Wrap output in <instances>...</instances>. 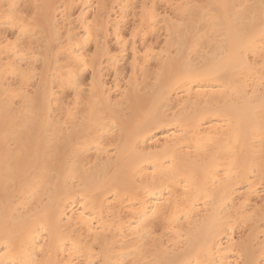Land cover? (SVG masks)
<instances>
[{
    "label": "bare ground",
    "instance_id": "bare-ground-1",
    "mask_svg": "<svg viewBox=\"0 0 264 264\" xmlns=\"http://www.w3.org/2000/svg\"><path fill=\"white\" fill-rule=\"evenodd\" d=\"M33 1L0 0V29L19 27L28 41L27 30L37 31L34 38L40 30V40L31 38L43 44L46 34L61 28L53 30L59 27L53 6L65 1V14L79 2L74 23L83 33L73 35L75 28L68 27L61 37L72 36L65 47L66 41L56 43L63 39H44L57 44L61 64L51 42L33 56L34 45L25 40L31 49L17 51L20 41L7 43L0 32L7 40H0V264H238L241 258L264 264V198L258 191L264 187V0H180L178 24L166 12L159 15L157 0H150L138 14L141 29H132L145 39L166 25L160 49L168 53L159 49L157 57L147 39L141 53L121 38V21L138 0H122L113 21L108 6L107 16L99 13L107 10L105 0H96L103 4L90 23L100 20L97 30L87 23L90 0ZM23 12L32 23L20 17ZM101 16L104 30L110 24L116 35L117 55L98 31ZM96 31L103 40L91 38ZM90 38L99 54L86 52ZM102 56L113 80L131 67L129 89L118 81L108 87ZM35 57L43 61L39 76L31 69ZM124 57L129 68L119 64ZM151 60L157 68H148ZM85 73L92 78L89 95ZM34 76L41 82L27 92ZM8 77H18L20 88ZM114 92L120 94L116 101ZM69 94L70 103L64 100ZM260 197L262 205L253 201ZM249 222L247 239L235 237Z\"/></svg>",
    "mask_w": 264,
    "mask_h": 264
},
{
    "label": "rangeland",
    "instance_id": "rangeland-1",
    "mask_svg": "<svg viewBox=\"0 0 264 264\" xmlns=\"http://www.w3.org/2000/svg\"><path fill=\"white\" fill-rule=\"evenodd\" d=\"M32 1H33V0H31V2H32ZM37 1H38V0H37ZM37 1H36V4H39L38 2H40V0H39L38 2H37ZM56 1H58V0H56ZM56 1L53 0V3H55ZM59 1H61V0H59ZM62 1H63V0H62ZM68 1H69V0H68ZM90 1H92V2H89V3H91V4H89V7L91 6V7L89 8V9H90V12H88V15H87L89 18L86 17V18H87V23H89L88 25H90V23H92V22H93V24H94V21H93V20H95V18H96V17H95V14L98 13V12H97L98 10H101V9H102L101 6H102L103 4H105L106 8H107V6H108V8L110 9V12H111V13L109 12V13H107V14L110 16V20H111V21H113V19H114L116 16L121 15V12H120V10H119V9H120L119 6H120V2H121L122 0H120V1H119V0H118V1H115L116 3L113 2L114 0H112V2H113L112 4H111V1H110V0H109V3L107 2L108 4L105 3L107 0H105L104 3H103V0H101L102 3H103V4H101V5H98V3H99L98 1H99V0H98V1H96V0H95V1H94V0H90ZM136 1H137V0H136ZM142 1H143V0H138L136 3L134 2V3H133V6H132L133 8H132V7L129 8V9H130V10H129L130 12L127 11L128 14H127V13L125 14L127 20L121 21V23H122V22L124 23V24H121V29H122V27L124 26V27H123L124 29H122V30L120 31V32H121V38H122V39L124 38L123 41H124V40L129 41V42H128L129 44H131L132 42H135L137 48H136V47L134 48V46H135L134 43H133V45H129V47L132 46L136 51H138L137 49L139 48V52H141V53H142V51L144 50L143 47H145L144 44L146 43V41L149 42V45H151V46L155 45V46H153V47L150 46L151 48L149 47V48L151 49L152 55H154V54L156 53V51H157V53L159 52V49H160V48L163 47V49H164V47H165L164 43L166 44V41H167V40H166V35H167V38H168V33L165 32V30H164V28L166 27V25H159V26L157 25L158 27L156 26V28H155V31H156L157 34H156L155 31H154L150 36L147 35L148 37H146L145 39H144V38H143V39L141 38V35L143 34V32H141V34H140V31L137 33V31H138L139 29H141V27H140V25H139L141 20H139V17L143 14V13H142L143 11H142V10L140 11V8H141V7H144L145 4H147V7L150 5V4H149V3H150V0H145L144 2H142ZM158 1H159V0H157V2H156L155 9H156V10L158 9L157 11H160V10L162 11V12H160L161 14H160L159 12H158V14H159V15H164V13L166 12L165 15L167 14V15H166L167 17H169V16L171 15V16H170V18H171L170 20H172V19L174 20V21H170V22H173V23H175V24H178V22L180 21V18H179V13H176L177 10H176L175 8H177L176 6L178 5V3H179L180 0H173V2H171V3H170V0H160V2L163 3L162 5L159 4ZM162 1L166 2L167 4H165V3L162 2ZM171 1H172V0H171ZM33 2H34V1H33ZM33 2H32V3H33ZM66 2H67V1H66ZM58 3H59L60 5L55 3L57 6H56L55 4H54L55 6H53V7H54V10H55L54 12H57V13H56V14H57V15H56L57 19H56V20H57L58 22H57V21H56V22H57V25H59V27L56 26V29L53 28L54 32H55L57 29H59L60 26H61V28H60L61 30L59 29L58 31H61L60 33H61V34H62V33L64 34V32L67 33V31H66L67 29H69V28L71 29V27H72V29L75 28V30H76V32L74 31V32L72 33L73 35H75L74 33H78V32H79L80 35H81V31H82V29L79 27V26H80L79 23H78V22H77V24L74 23V22L78 21V16H79L78 14L80 13V11L77 12V11H78V10H77L78 7H77V8H74V7L79 6V2H76V3H75L76 6L72 7V8L70 9L69 13H66V14H65V12H66L65 10H67L68 8L65 9V7H63V10H62V9L60 10V7L62 8V5H65V4H67L68 2L65 3V1H64V4H63V2H61L62 4H61L60 2H58ZM100 3H101V2H100ZM175 3H177V4H176V5H173V4H175ZM40 4H41V2H40ZM40 4H39V5H40ZM68 4H69V3H68ZM68 4H67V6H68ZM75 4H74V5H75ZM118 4H119V5H118ZM134 4H136V6H134ZM157 4L160 5V6H158ZM164 4H165V5H164ZM109 5H111V6L109 7ZM112 5H113V6H112ZM67 6H66V7H67ZM139 6H140V7H139ZM157 6H158V7H157ZM172 6H173V7H172ZM98 7H100L101 9H98ZM111 7L113 8V10H114L113 12H114V13H112V11H111ZM114 7H116V8L114 9ZM137 7H138V8H137ZM159 7H160V8H159ZM55 8H56V9L59 8L60 11H56ZM79 8H80V7H79ZM79 8H78V9H79ZM96 8H97V9H96ZM108 8H107L106 11H105V9L103 8L104 10H101L99 13H101L102 16H107V15H103V14H104V13L106 14V12L109 10ZM117 8H118V11L116 10ZM74 9H75V11H74ZM131 9H132V10H131ZM133 9H134V10H133ZM141 9H143V8H141ZM148 9H149V8H148ZM159 9H160V10H159ZM163 9H164V10H163ZM171 9H174L175 11H174V10H171ZM57 10H58V9H57ZM76 10H77V11H76ZM79 10H80V9H79ZM146 10H147V9H146ZM146 10H144V11H146ZM149 10H150V9H149ZM149 10H148V11H149ZM166 10H167V11H166ZM168 10H169V11H168ZM30 11H31V10H30ZM67 11H68V10H67ZM116 11H117V12H116ZM131 11H132V12H131ZM60 12H61V14H63V12H64L63 15L65 16V18L69 17V21H71V22H69V21H63V20H62V16H63V15H61ZM76 12H77V14H76ZM102 12H103V13H102ZM163 12H164V13H163ZM24 13H25V12H23V13H19V14L22 15V16H20V17H23V19L26 20V19H28V16H29L30 14L28 15V14H26V13L24 14ZM28 13H29V10H28ZM31 13H34V12L31 11ZM99 13H98V14H99ZM115 13H117V14H115ZM130 13H131V14H130ZM140 13H142V14H140ZM168 13H170V14H168ZM34 14H35V13H34ZM58 14H59V15H58ZM138 14H140V16H138ZM24 15H25V16H24ZM26 15H27V16H26ZM31 15H33V14H31ZM35 15H37V14H35ZM76 15H77V16H76ZM112 15H113V16H112ZM114 15H115V17H114ZM70 16H71V17H70ZM102 16H101L102 25H101L100 28H101V30H102V28H103V31H104V32L101 31V30H98V31L101 32V33L105 36L104 41L107 40L108 38H109V39H108L107 41H105V42L103 41L104 43H106V42H108V43L104 44V43L102 42L101 44L106 45V47L109 46L110 48H109V47H107V48H108L109 50L111 49V50H112V53L109 52V50H108V52L111 53V55H113V54L115 53L114 50H117V48H118V47H117V46H118V45H117V42L115 41L116 38H114V37H116V35L114 34L113 28H112V27H110V28L108 27V26H111L110 24L107 26V29H108V30H107V29H106L107 31L104 30V28H106V27H103V17H102ZM125 16H124L123 19H125ZM127 16H128V18H127ZM137 16H138V17H137ZM172 16H173V17H172ZM94 17H95V18H94ZM112 17H113V18H112ZM119 17H120V16H119ZM33 18H34V17L32 16V19H33ZM71 18H73V19H71ZM93 18H94V19H93ZM98 18H99V17H98ZM106 18H107V17H106ZM106 18L104 17V21L106 20ZM29 19H30V20H29ZM29 19L26 20L25 22H27V21L30 22V21L32 20L31 17H30ZM59 19H60V20H59ZM92 19H93V20H92ZM123 19H122V20H123ZM140 19H141V18H140ZM159 19H161L162 21L166 20L165 17H163V16H159ZM159 19H158V23H157V24H160L159 22H162V21L159 20ZM67 20H68V19H67ZM96 20H98V19H96ZM96 20H95V21H96ZM167 20H169V19L167 18ZM60 21L62 22V24L65 22L63 25H66L68 22H69V24H67V27L65 26L66 28H65L64 26L62 27ZM111 21H110V22H111ZM132 21H133V22H132ZM137 21H138L139 23H138ZM23 22H24V20H23ZM66 22H67V23H66ZM96 22H97V21H96ZM96 22H95V24H96ZM166 22H167V21H166ZM166 22H164V24H165ZM30 23H32V22H30ZM58 23H59V24H58ZM70 23H74V24H70ZM125 23H126V24H125ZM162 23H163V22H162ZM162 23H161V24H162ZM23 24L26 25V23H23ZM28 24H29V23H28ZM100 24H101V23H100V20H99L98 23H97L96 25L99 26ZM136 24H137V27L139 26V29H138L137 31H136L135 29H132V28H135V27H136ZM21 25H22V23H21ZM24 25H23V26H24ZM96 25H92V24H91L90 27L94 26V30H97V29H99V28L96 29V28H95ZM122 25H123V26H122ZM127 25H128V26H127ZM19 26H20V25H19ZM30 26H31V25H30ZM70 26H71V27H70ZM73 26H74V27H73ZM97 26H96V27H97ZM162 26H165V27H162ZM26 27H27V25H26ZM54 27H55V26H54ZM68 27H69V28H68ZM161 27H162V28H161ZM11 28H12V27H11ZM11 28H8L7 26H3V27H1V29H0V30H1L0 32H2V33L5 35V37H6L10 42H8V41L6 40V38H4V35H3L2 33H0V35H1V34L3 35V36H0V40L2 41L1 43H3V44H4V43L6 44V41H7V43H11V44H14V45H15L18 41H20V43L18 42L20 45L18 46V48H16L17 51H18V49H20V48H21L22 50H24L26 47H28V49H29V46H27V43L29 42L28 45H29L30 43H31L32 45H34V46H33V47H34V48H33L34 50L30 48L31 51H33V52L36 51V52L33 53V52L29 51V50H30V49H29V50H28V53L31 52V53L33 54V56H34V54L36 53V55L38 56L39 53L41 54L42 51H44L42 45L45 44L46 41H49L48 43L51 42L52 44H51V43H50V44H51L52 46H53V45H54V46L57 45V44L54 43V41L52 42L50 39L47 40V39H48V36H49V35H47V34H46L45 37L43 38V44H42V43L40 44V42H42V40L39 41V42H38V40H40V39H41V36L43 37L44 34L42 35V33H40V30H39V29H38V30H39V34L36 35V37H35L36 39L38 38V40H36L37 43H35V42H34V41H35V38H34L33 36H34L35 34H37V31H36V33H35V30H33L31 27H30V28H31V31H28V30H27L26 32H28V33L25 32V36H27L26 34L29 35V32H31V33H32V31L34 32V33H33V34H34L33 36L31 35V33H30V36H28V38H30V41L26 40L27 37H25V39H23V38H24V37H22L23 35H21V37L19 36V35H20V32H21V31H20V32L17 31V28L20 29L19 27H16V29H15V28H12V29H11ZM78 28L81 29V30H78ZM111 28H112V29H111ZM160 28H161V30H160ZM2 29H3V30H2ZM26 29H28V28H26ZM35 29H36V28H35ZM109 29H110V30H109ZM158 29H159L160 31H159ZM8 30H9V31H8ZM29 30H30V29H29ZM94 30H93V31H94ZM133 30H134L136 33H135ZM142 30H144V28H142ZM142 30H141V31H142ZM10 31H11V32H10ZM58 31H57V33H55L56 36H55L54 33H53L54 36H53L52 34L50 35V36L53 38V40H54V39L61 40V39H63V38H61V37H64V36H65V35H63V34H62L63 36L60 35V33H59ZM105 31H106L107 33H106ZM132 31H133V33H135V34H139V37H140V38L137 36V37H138V42L136 41L137 39H132V36H133V35H134V38H137L135 34H133V35L131 36ZM157 31H158V32H157ZM71 32H72V31H71ZM99 32L96 31V33H98L99 36H98L97 34L94 35L95 32H94L93 34H92V32H91V34H92V35H91V36H92L91 38H93V36H96L97 38L100 37V39L103 40V37H104V36L101 37L102 34H100ZM109 32H111V33H109ZM21 33L24 34L23 32H21ZM66 33H65V34H66ZM79 33L76 34V36H79V37H80ZM82 33H83V31H82ZM108 33L110 34V36H109ZM129 33H130V34H129ZM154 33H155V34H154ZM18 34H19V35H18ZM40 34H41V36H40ZM58 34H59V35H58ZM70 34H71V33H70ZM107 34H108V36H107ZM159 34H160V35H159ZM17 35H18V36H17ZM111 35H112V36H111ZM113 35H114V37H113ZM153 35H155V36H153ZM16 36H17V37H16ZM38 36H40V37H38ZM50 36H49V38H51ZM123 36H124V37H123ZM127 36H128V37H127ZM129 36H130V37H129ZM151 36H152V37H151ZM10 37H11V38H10ZM19 37H20V40H19V39H16V38H19ZM31 37L34 38V41L32 40ZM71 37H72V36L70 35V38H71ZM110 37H111V38H110ZM112 37H113V38H112ZM142 37H143V35H142ZM1 38H4V40H6V41L3 42V39H1ZM21 38H22L24 41L21 42V40H22ZM39 38H40V39H39ZM45 38H47V39H46V41H45V43H44V39H45ZM70 38H69V35H67V40H65V38H64L63 40H61V41H59V42H56V43H59V44H60L59 46L61 47V46L63 45L62 42L64 43V42L66 41V43H65L64 46H63V47H65V45H66L67 43H69L68 41H69ZM91 38H90V42H92ZM94 38H95V37H94ZM155 38H156V39H155ZM110 39H111V41H110ZM146 39H147V40H146ZM148 39H149V40H148ZM13 40H15L14 42H16L17 40H18V41H17L16 43H14ZM25 40L28 41L26 44L23 43V42H26ZM57 40H56V41H57ZM134 40H135V41H134ZM139 40H140V42H139ZM143 40H144V41L146 40L145 43L143 42ZM150 40H152V41H150ZM155 40H156V41H155ZM11 41H12V42H11ZM98 41H99V39H97V41H96V38H95V42L97 43ZM114 41H115L116 43H115ZM126 41H125V43H126ZM60 42H61V43H60ZM90 42H89V43H90ZM100 42H101V40H100ZM141 42H142V43H141ZM152 42H153L154 44H153ZM155 42H156V43H155ZM53 43H54V44H53ZM96 43H94L95 46H96ZM140 43H141V44H140ZM162 43H163V44H162ZM5 44H4V45H5ZM21 44H22V45H21ZM23 44H25L24 47H20V46H23ZM91 44H92V46H91L90 44L87 45V46L90 45L91 48H88V50L86 51V49H87V47H86L85 51L88 52V53H90V54H93V52L96 53V52L99 50V49H97L96 47H98V48L100 47V46H99V43H97V46H96V47L93 46V42H92ZM107 44H108V45H107ZM146 44H148V43H146ZM17 45H18V44H17ZM104 45H102V46H104ZM116 45H117V46H116ZM126 45L128 46L127 43H126ZM156 45H157V46H156ZM25 46H26V47H25ZM41 46H42V47H41ZM46 46H47V45H46ZM46 46L44 45V47H46ZM54 46H53V47H54ZM90 46H89V47H90ZM127 46H126V47H127ZM36 47H38V48H36ZM39 47H41V49H39ZM129 47L126 48V49H130ZM146 47H148V45H146ZM155 47H156V48H155ZM23 48H24V49H23ZM35 48H36V49H35ZM57 48L59 49V47H54V50H53V51H54V56H55V55H56V56H59V55H57L58 52L55 54L56 51H59ZM95 48L97 49L96 52L94 51V50H96ZM102 48H103V47H102ZM113 48H114V50H113ZM133 48H132V49H133ZM152 48H153V49H152ZM26 49H27V48H26ZM26 49H25V51H26ZM38 49H39L40 51H38ZM56 49H57V50H56ZM100 49H101V48H100ZM145 49H146V48H145ZM150 49L148 50L149 52H150ZM163 49H160L161 53L166 52V51H163ZM165 50H166V49H165ZM171 50H172V48L170 49V51L168 50V51H169V54H170L171 52L174 54L175 50H174V49H173L172 51H171ZM37 51H38V52H37ZM99 51L101 52V50H99ZM113 51H114V52H113ZM127 51H128V54L125 53V56L127 55L126 57L128 58V56L130 57V56L132 55V54L130 55V53H132L133 51L130 52L131 49H130V50H127ZM127 51H126V52H127ZM146 51H147V50H145V52H146ZM162 51H163V52H162ZM151 52H150V53H151ZM31 53H30V54H31ZM141 53L139 54V56H140V55L142 56V55L144 54V52H143V54H141ZM161 53H160V54H161ZM166 53H168V52H166ZM172 53H171L170 55H173ZM30 54H29V55H30ZM32 54H31V55H32ZM97 54H99V53L97 52ZM115 54H116V53H115ZM115 54H114V55H115ZM163 54H164V53H163ZM6 55H7V54H6ZM31 55H30L29 57H31ZM36 55H35V56H36ZM61 55H62V54H60V56H61ZM95 55H96V54H94V56H95ZM111 55L109 54V56H111ZM116 55H117V54H116ZM158 55H159V54H158ZM165 55H167V54H164V56H165ZM56 56H55V57H56ZM60 56L58 57V60H59ZM63 56H64V55H63ZM88 56H90V55H88ZM155 56L157 57L156 54H155ZM160 56H161V55H160ZM160 56H158V59L163 57V56H162V57H160ZM1 57H4V55H2ZM6 57H7V56H5L4 58H6ZM90 57H91V56H90ZM102 57H103V58H102ZM102 57H101V59H100V60H101L100 63L102 62V63H101V65H102L101 69H102V70L105 69V70L103 71V74H104L105 72H106V73L109 72V74H106V73L104 74V75H106V76H105V81H106V82H107V81L110 82V83H109V82L107 83L108 87H109V85H110V87H112V86H113L115 83H117V81H118L119 83H117V84H118V85L121 84L120 87H121L122 89L124 88V86H125V88H128V87L130 88V84H129V83L132 82V81L128 80L129 70H131V69H130L131 67L129 68V66H130V65H129V64H130L129 61H130V59L128 58L129 61L127 60V63L129 62V64H127V65H129V66L125 65V64H126V62H125V61H126V58H125V57H124L125 59H122V62L119 63V64H122L123 61L125 60V61H124V62H125L124 65H125L127 68H129V70L126 68V69L128 70V71L126 72L127 74H125V72H124V73H122V74L124 75L123 77H122V75L120 74L121 77H120V75H119L118 78H116V80H113V79H115V76H113V75H115V74H113L114 71H113L112 69H110V65H109V64L107 65V64H104V63H103V62L106 61L105 59H107V58H106L107 56H102ZM39 58H41V57H39ZM39 58L35 57L36 61H38L37 63H36V61L34 62V59H33L32 62H33L34 64L36 63L37 65L34 66L35 68L31 67V69H33V70L36 69V71L39 70V69L37 70V68H38L37 66H39V64H42V62H43L42 59L40 60ZM56 58H57V57H56ZM62 58H64V57H62ZM62 58L59 60V61H61V64H62V60H63ZM130 58H131V57H130ZM163 58H164V57H163ZM37 59H39V60L41 61V63H39L40 61L37 60ZM156 59H157V58H156ZM158 59H157L156 61H154L155 59H153L154 63L156 62V63L160 64V61H158ZM58 60H57V61H58ZM107 60H108V59H107ZM131 60H132V59H131ZM59 61L57 62V63H58L57 65H59ZM153 61L151 60V61L149 62L150 64H149V65L147 64V65H148V68H149L150 65L152 66V65L154 64ZM157 61H158V62H157ZM53 62H54V60H53ZM106 62H108V61H106ZM23 63H24L25 65H24ZM131 63H132V62H131ZM151 63H153V64H151ZM21 64H23V65H21ZM63 64H64V62H63ZM103 64H104L105 66H103ZM119 64H118V65H119ZM158 64H155V65H153L152 67H154V66L156 67ZM20 65L23 66V67L25 66V68H26V67H27V66H26V65H27V62H26V63H25V62H22V63H20ZM124 65H120V68H121V66L124 67ZM32 66H33V65H32ZM60 66H62V65H60ZM36 67H37V68H36ZM39 67H40V75H41V72H42V71H41V68H42V66H39ZM152 67H150V68H151L150 73H151V72L153 73V71H155V69L157 68V67H156V68L152 71ZM106 68H107V69H106ZM120 68H119V70H120ZM31 69L29 68V70H27V71H30ZM89 69H90V68H88L87 70H89ZM109 69H110V70H109ZM124 69H125V68H124ZM124 69L122 68V70H124ZM22 70H23V68H22ZM87 70H86V73H88V75H90V74L92 73L91 70H89V71H87ZM122 70H121V72H123ZM36 71L34 70L35 75H36V74L38 75L39 71H38V72H36ZM112 71H113V72H112ZM111 72H112V73H111ZM121 72H119V73H121ZM52 73H53V72H52ZM52 73L50 72V73H48V74L51 75ZM86 73H85V74H86ZM110 73H111V74H110ZM37 75H36V76H37ZM88 75H87V74L84 75L85 78H83V80H84V79H87V76H88ZM126 75H127V77H126ZM131 75H132V73H131ZM131 75H129V77L132 79V76H133V75H132V76H131ZM136 75H137V77H136L137 81H138L139 83H142V77H141V75H140L141 78L138 77V76H139L138 74H136ZM38 76H39V75H38ZM108 76H109V77H108ZM110 76H111V77H110ZM34 77H35V76H34ZM34 77H33V79H34ZM90 77H91V76H90ZM106 77L108 78V80H107ZM125 77H126L127 79H126ZM133 77H134V76H133ZM150 77H151V76H150ZM150 77H149V78H150ZM152 77H153V76H152ZM8 78H9L8 80L10 81V82H8L9 84H12L11 82H14L13 84H15V85L19 83V79H18V77H16V79H17L18 82H16V79H15V78H14V79H13V78L11 79V77H8ZM35 78H36V77H35ZM37 78L40 79V77H37ZM37 78L34 79V80L31 78L30 81H32V80H33V81H32L31 83H29V85L27 84L28 82H30L29 80H28V82H25V85L27 84L26 87H25V90H27V92H31V91H32L31 93H33V92H34L33 89L36 90V89L38 88V87H37V86H38L37 84L40 83L41 80H39V82H38V79H37ZM119 78L122 79V80H118ZM130 78H129V79H130ZM138 78H140V79L138 80ZM10 79H11V80H10ZM91 79H92V78L89 79V77H88V79H87L88 81H87V80H86L87 82L84 81V82H86L87 84H84V83H83V84H84L83 88H85V90H87V92L84 91V93H85V94L87 93V95H89V90H88V89L90 88V86H89L88 83H90L89 80H91ZM150 79H152V78H150ZM150 79H147V81H149ZM126 80H128V82H127V84H129L128 87L125 85ZM112 81H114V82H112ZM151 81H152V80H151ZM15 82H16V83H15ZM37 82H38V83H37ZM120 82H121V83H120ZM144 82L148 85V82H146V81H144ZM152 82H153V81H152ZM91 83H92V81H91ZM111 83H112V84H111ZM113 83H114V84H113ZM145 83H143V86H142V87L140 86V88H144V87L146 86ZM149 83H150V82H149ZM13 84H12V87H13ZM32 84H33V85H32ZM15 85H14V87H15ZM25 85H24V86H25ZM30 85H31V86H30ZM35 85H37V86H35ZM86 85H88L87 87H89V88H87ZM122 85H124V86L122 87ZM131 85H132V83H131ZM141 85H142V84H141ZM17 86H18V85H16V87H17ZM19 86H20V85H19ZM19 86H18L17 88H20ZM32 87H33V88H32ZM17 88H16V89H17ZM121 88H120V89H121ZM129 88H128V89H129ZM122 89H121V91H119V93H123L124 91H127V90H128V89H125L124 91H122ZM69 92H72V91H69ZM84 93H83L84 97H87V96H85ZM114 93H115V94H114ZM114 93H113V95H112V97H113L112 100H113V101H116V100L119 99V97H117V95L119 96L120 94H118V92H114ZM67 94H68V93H66L65 96H66ZM71 94H72V93H71ZM116 94H117V95H116ZM69 95H70V94H69ZM72 95H74V93H73ZM72 95H70V96L68 97V99L70 98L69 101H68L67 98H66L68 95L65 97L66 99H64V100L70 103V102H71L70 100H71V98L73 97ZM115 95H116V97H114ZM73 98H74V97H73ZM73 98H72V99H73ZM115 98H117V99H115ZM72 101H73V100H72ZM261 187H262V186H260V188H259L258 191H259V194H260V193L263 194V195L260 194L261 197L263 196V197H262V199H263V198H264V191H263L264 187H262V188H261ZM260 191H263V192H260ZM261 197H260V199H259V202H258V198L253 199V201H255L256 203H258V205H259V204L262 205L263 203H261V202H263L264 199L262 200ZM260 201H261V202H260ZM256 203H253V204L255 205ZM254 205H253V207H254ZM258 205H257V206H258ZM261 205H260V207H261ZM255 207H256V205H255ZM250 223H251V222L243 224L242 227H243V226H244V227H243V228H242V227L239 228V229L235 232V237H236V235H239V236H240V235L242 234L243 236L241 235L240 238L243 239V240H244V239L246 240L247 238H245V237H246L247 233L249 234V230H247V229H249V228L251 227V226L249 225ZM248 225H249V227H248ZM242 230H243V231H242ZM240 232H241V233H240ZM244 232H245V233H244ZM239 236H237V238H238ZM260 236H262V235H259V238H260ZM247 237H248V236H247ZM240 238H239V239H240ZM241 239H240V240H241ZM237 240H238V239H237ZM241 242H244V241L241 240ZM238 243H239V242H238ZM254 243H255V242H254ZM239 257H240V256H239ZM241 257H242V256H241ZM237 259L239 260L240 258L237 257V258H236V261H237ZM242 259H243V258H241V261H242ZM241 261L239 260V261H238V264H239V263H240V264H243ZM243 262H244V259H243ZM236 264H237V263H236Z\"/></svg>",
    "mask_w": 264,
    "mask_h": 264
}]
</instances>
